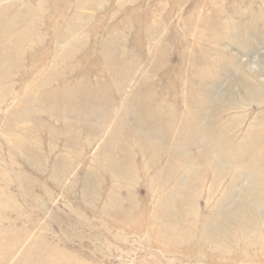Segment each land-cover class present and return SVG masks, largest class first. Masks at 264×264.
Wrapping results in <instances>:
<instances>
[{
    "label": "rangeland",
    "instance_id": "rangeland-1",
    "mask_svg": "<svg viewBox=\"0 0 264 264\" xmlns=\"http://www.w3.org/2000/svg\"><path fill=\"white\" fill-rule=\"evenodd\" d=\"M0 256L264 264V0H0Z\"/></svg>",
    "mask_w": 264,
    "mask_h": 264
},
{
    "label": "bare ground",
    "instance_id": "bare-ground-1",
    "mask_svg": "<svg viewBox=\"0 0 264 264\" xmlns=\"http://www.w3.org/2000/svg\"><path fill=\"white\" fill-rule=\"evenodd\" d=\"M40 263L41 264H61L60 261H58V260L56 261V260H48V259L47 260L40 261Z\"/></svg>",
    "mask_w": 264,
    "mask_h": 264
}]
</instances>
